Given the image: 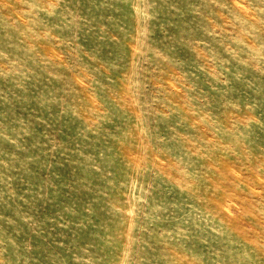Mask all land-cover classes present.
<instances>
[{
  "label": "rangeland",
  "instance_id": "obj_1",
  "mask_svg": "<svg viewBox=\"0 0 264 264\" xmlns=\"http://www.w3.org/2000/svg\"><path fill=\"white\" fill-rule=\"evenodd\" d=\"M0 264H264V0H0Z\"/></svg>",
  "mask_w": 264,
  "mask_h": 264
}]
</instances>
